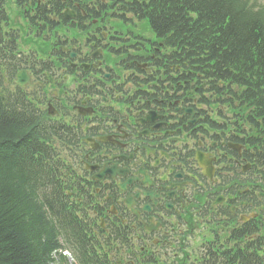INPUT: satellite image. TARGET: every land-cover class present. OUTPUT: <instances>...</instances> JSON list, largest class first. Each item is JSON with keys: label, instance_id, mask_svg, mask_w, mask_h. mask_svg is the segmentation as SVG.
<instances>
[{"label": "flooded vegetation", "instance_id": "flooded-vegetation-1", "mask_svg": "<svg viewBox=\"0 0 264 264\" xmlns=\"http://www.w3.org/2000/svg\"><path fill=\"white\" fill-rule=\"evenodd\" d=\"M101 1L11 0L14 17L0 26V86L73 140L65 180L89 211L94 250L103 264H255V129L227 86L175 57L136 5Z\"/></svg>", "mask_w": 264, "mask_h": 264}, {"label": "trees", "instance_id": "trees-1", "mask_svg": "<svg viewBox=\"0 0 264 264\" xmlns=\"http://www.w3.org/2000/svg\"><path fill=\"white\" fill-rule=\"evenodd\" d=\"M179 53L214 68L238 86L237 99L254 123L264 124V2L261 0H130ZM32 112L0 103V264H50L75 242L52 216L47 135ZM49 206V207H48ZM61 264L64 259L59 257Z\"/></svg>", "mask_w": 264, "mask_h": 264}]
</instances>
